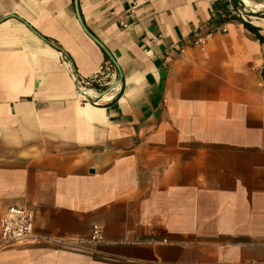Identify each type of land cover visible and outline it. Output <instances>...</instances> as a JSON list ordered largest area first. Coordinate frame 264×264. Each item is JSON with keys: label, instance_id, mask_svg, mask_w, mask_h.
<instances>
[{"label": "crops", "instance_id": "obj_1", "mask_svg": "<svg viewBox=\"0 0 264 264\" xmlns=\"http://www.w3.org/2000/svg\"><path fill=\"white\" fill-rule=\"evenodd\" d=\"M10 208L78 242L0 264H264V0H0Z\"/></svg>", "mask_w": 264, "mask_h": 264}, {"label": "built area", "instance_id": "obj_2", "mask_svg": "<svg viewBox=\"0 0 264 264\" xmlns=\"http://www.w3.org/2000/svg\"><path fill=\"white\" fill-rule=\"evenodd\" d=\"M207 37L201 38L197 42L205 44ZM76 85L83 97L90 98L95 103H98L102 97L104 98L100 92L87 88L78 80L76 81ZM113 91L114 89L108 95V99L113 97ZM0 226V250L15 246H35L51 243L72 247V245L78 242L75 240L54 239L37 234L35 231L34 215L20 208H10L2 217ZM89 241L94 244L105 241L103 229L100 226L93 227Z\"/></svg>", "mask_w": 264, "mask_h": 264}, {"label": "water", "instance_id": "obj_3", "mask_svg": "<svg viewBox=\"0 0 264 264\" xmlns=\"http://www.w3.org/2000/svg\"><path fill=\"white\" fill-rule=\"evenodd\" d=\"M101 47H102V49H104V51H106V53L108 54V55H110V53H109V51L107 50V49H105V47L98 41V40H96V39H94ZM110 57H111V55H110ZM111 59L113 60V58L111 57Z\"/></svg>", "mask_w": 264, "mask_h": 264}, {"label": "bare ground", "instance_id": "obj_4", "mask_svg": "<svg viewBox=\"0 0 264 264\" xmlns=\"http://www.w3.org/2000/svg\"><path fill=\"white\" fill-rule=\"evenodd\" d=\"M246 3H249L248 1H246Z\"/></svg>", "mask_w": 264, "mask_h": 264}]
</instances>
